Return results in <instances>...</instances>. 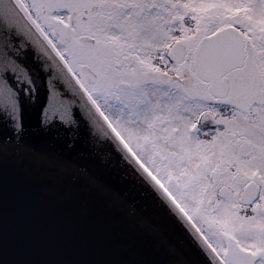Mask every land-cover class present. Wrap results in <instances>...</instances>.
Returning a JSON list of instances; mask_svg holds the SVG:
<instances>
[{
	"label": "snow or ice",
	"instance_id": "6c2138e0",
	"mask_svg": "<svg viewBox=\"0 0 264 264\" xmlns=\"http://www.w3.org/2000/svg\"><path fill=\"white\" fill-rule=\"evenodd\" d=\"M0 264H264V0H0Z\"/></svg>",
	"mask_w": 264,
	"mask_h": 264
}]
</instances>
